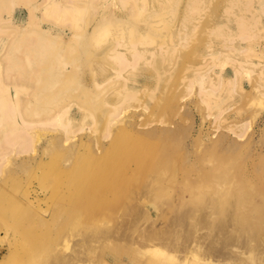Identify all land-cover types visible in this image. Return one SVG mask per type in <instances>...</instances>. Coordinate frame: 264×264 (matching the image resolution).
I'll list each match as a JSON object with an SVG mask.
<instances>
[{"label": "rangeland", "instance_id": "1", "mask_svg": "<svg viewBox=\"0 0 264 264\" xmlns=\"http://www.w3.org/2000/svg\"><path fill=\"white\" fill-rule=\"evenodd\" d=\"M38 1L0 0V264H264V0Z\"/></svg>", "mask_w": 264, "mask_h": 264}, {"label": "bare ground", "instance_id": "2", "mask_svg": "<svg viewBox=\"0 0 264 264\" xmlns=\"http://www.w3.org/2000/svg\"><path fill=\"white\" fill-rule=\"evenodd\" d=\"M54 2H56V1H54ZM57 4H58L57 11L61 12V15L65 16V17L61 16L64 19V21H61L60 23L56 22L57 23L56 25L59 28H61V29H69V30H71V32H73V29H74V25H72L73 22L72 21L69 22L67 19L68 18H72V17H74L76 15V14H74L72 16H69L77 8V6L79 4V1H75V0H61V3L57 2ZM44 5H45V1L41 0V1L36 2L35 4L26 6L28 11H29V19H30V21H32L34 19L36 8H38V7H42L43 8ZM47 7H46V9H48ZM8 11H12V10H8ZM9 14H11V12ZM111 15H116V14H114V12L111 11L110 15L102 13V14H99L98 16H96V18L94 19V21H93V23H92V25L90 27V28H92L91 31H90V35H91L92 38H96V37H98L99 34H105L106 32L111 31V28L110 29H108V28H109L110 25L113 24V21H115V18H116V17L111 16ZM7 21H8V19H6L0 13V23L3 24L4 22H6L5 24L7 25V23L9 22V21L8 22ZM240 25L242 26V27L240 26L242 31L245 32V30L248 29L247 28L248 26L246 25L245 21H241ZM26 27L27 26H25V29H26ZM38 32L41 33V34L45 33L46 34V36H45L46 39L57 38V39L63 40L62 39L63 35H60V34L55 35L52 32H50L49 30L42 28L41 26H40V28H38ZM108 51L109 52L107 54L109 56L113 57V59L115 61V66H112V68L114 70L113 76H119V68L125 63L126 56H125V54H124V52L122 50H120V49H118L116 47V44H113L108 49ZM5 53H7V51ZM5 55H7V54H5ZM68 73L71 74L70 70L67 71V74ZM95 85H96V87H101L103 85V82L101 83L99 81H95ZM58 117H59V115L57 114L55 116V118H58ZM64 126H66V125H64ZM2 153H3V147L0 149V157L2 156Z\"/></svg>", "mask_w": 264, "mask_h": 264}]
</instances>
